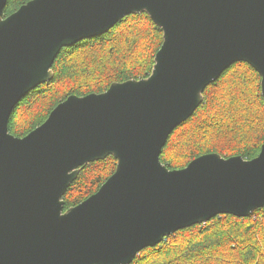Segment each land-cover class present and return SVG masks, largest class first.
Segmentation results:
<instances>
[{"label": "water", "instance_id": "water-1", "mask_svg": "<svg viewBox=\"0 0 264 264\" xmlns=\"http://www.w3.org/2000/svg\"><path fill=\"white\" fill-rule=\"evenodd\" d=\"M0 0V264H132L145 248L222 214L264 207V144L251 160L208 153L170 169V135L233 64L262 78L264 0H32L5 17ZM146 13L163 30L151 74L71 95L24 137L9 131L29 92L54 78L64 48ZM115 172L82 203L64 196L81 168Z\"/></svg>", "mask_w": 264, "mask_h": 264}, {"label": "trees", "instance_id": "trees-1", "mask_svg": "<svg viewBox=\"0 0 264 264\" xmlns=\"http://www.w3.org/2000/svg\"><path fill=\"white\" fill-rule=\"evenodd\" d=\"M30 1L8 0L4 16ZM162 43L163 30L140 13L126 16L102 36L64 48L54 62L53 80L29 92L14 108L10 133L28 135L71 95L103 93L114 82L148 77ZM261 81L248 63L229 67L206 88L194 115L170 135L162 163L182 169L208 153L256 158L264 144ZM116 167L113 156L83 166L63 198L65 210L95 194ZM132 264H264V207L249 217L222 214L181 229L142 250Z\"/></svg>", "mask_w": 264, "mask_h": 264}]
</instances>
